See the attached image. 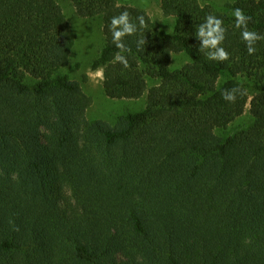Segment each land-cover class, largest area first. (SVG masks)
<instances>
[{"label": "trees", "instance_id": "1", "mask_svg": "<svg viewBox=\"0 0 264 264\" xmlns=\"http://www.w3.org/2000/svg\"><path fill=\"white\" fill-rule=\"evenodd\" d=\"M71 2L102 21L91 69L103 71L106 96L147 95V105L115 126L90 121L92 99L62 74L76 43L61 5L0 0V264H264V40L248 55L232 15L241 8L264 35V0L222 11L161 0L172 34L118 0ZM124 10L147 22L124 38L127 68L108 28ZM210 13L223 20L229 60L199 52L196 26ZM182 54L190 62L173 70ZM233 87L243 94L225 101ZM248 104L249 121L231 127Z\"/></svg>", "mask_w": 264, "mask_h": 264}, {"label": "rangeland", "instance_id": "2", "mask_svg": "<svg viewBox=\"0 0 264 264\" xmlns=\"http://www.w3.org/2000/svg\"><path fill=\"white\" fill-rule=\"evenodd\" d=\"M63 8L72 27V35L74 37L76 47L72 55L70 66L62 71L63 75H67L72 81L82 84L83 91L92 99L93 103L88 109L87 117L90 121L101 120L111 126L117 124L118 118L125 114H133L141 112L147 105V95L139 100H113L106 96L103 88V71H93L91 66L98 57L104 45L103 24L100 18L83 19L77 15L71 0H56ZM202 5H211L217 10H224L228 3L233 0H199ZM122 5H130L147 11L152 20L157 21L161 25L162 34H172L175 19L166 18L160 7L161 0H118ZM190 59L182 54L174 57L172 69H181L187 65ZM79 65V67H78ZM87 81L84 83V76ZM155 82L149 81V87L154 86ZM250 104L246 108L244 116L237 119L231 127L247 123L250 119ZM217 135H221L218 131ZM42 140L44 144L47 141L49 131L42 130ZM67 197H71V191L68 187H64ZM58 194V191L57 193ZM63 199L64 206L66 198ZM72 199V198H70ZM62 201V200H61Z\"/></svg>", "mask_w": 264, "mask_h": 264}, {"label": "clouds", "instance_id": "3", "mask_svg": "<svg viewBox=\"0 0 264 264\" xmlns=\"http://www.w3.org/2000/svg\"><path fill=\"white\" fill-rule=\"evenodd\" d=\"M119 7V5H117ZM232 15L235 23L234 27L240 30V36L245 43L247 54L254 55L257 51L255 45L257 41L264 40V35L255 31L249 30L248 23L251 17L246 15L241 8H234ZM133 22L131 13L128 10L120 12L110 18L108 25L109 32L111 33L112 43L118 49L114 56V62L120 63L124 68L129 67L128 59L123 54L130 49L123 42L127 36L135 35L139 30L147 27V22L144 15L136 16ZM226 29L223 26V20L214 14H208L202 23L196 26V38L201 42L199 45V52H203L205 58L211 61L223 62L229 60V52L222 47L225 40ZM146 44L145 37L138 39V49ZM238 94H243L239 87L226 88L222 91L221 95L225 101L234 103ZM18 230V229H16Z\"/></svg>", "mask_w": 264, "mask_h": 264}]
</instances>
